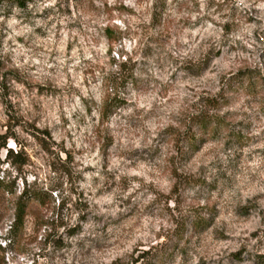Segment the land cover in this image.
Returning <instances> with one entry per match:
<instances>
[{"label": "rangeland", "instance_id": "374dc122", "mask_svg": "<svg viewBox=\"0 0 264 264\" xmlns=\"http://www.w3.org/2000/svg\"><path fill=\"white\" fill-rule=\"evenodd\" d=\"M0 133V264H264V0H0Z\"/></svg>", "mask_w": 264, "mask_h": 264}, {"label": "trees", "instance_id": "16d2710c", "mask_svg": "<svg viewBox=\"0 0 264 264\" xmlns=\"http://www.w3.org/2000/svg\"><path fill=\"white\" fill-rule=\"evenodd\" d=\"M208 105L210 106V108L214 109L215 107L216 108L220 107L221 105H223V103L219 100V98L214 97V98H210L208 100ZM194 117H195L194 121L199 126V128L202 130V132H206L210 128L212 123L214 122V119L217 118V117H215V115H208V113H206V112L205 113H202V112L197 113V114H195ZM186 137H187V140H188V143H189L191 149L193 151H195V149H197L198 147L195 144L196 137H194V132L191 130V128L188 129V131L186 132ZM7 138H9L8 134L0 133V148L1 147H6ZM7 152L8 153L9 152L12 153V150L10 148H8ZM13 155H16V153L13 154ZM24 198H23V195H21L17 199V206H16L17 208H16V212H15V217L11 221L12 223L10 224L9 232H11L13 229H15L17 227H21L23 225V222H24L23 221V217H24L25 208H26V205H27V201L26 200L29 199L26 196Z\"/></svg>", "mask_w": 264, "mask_h": 264}]
</instances>
